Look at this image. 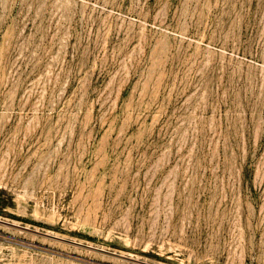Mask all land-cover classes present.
<instances>
[{
    "label": "rangeland",
    "instance_id": "374dc122",
    "mask_svg": "<svg viewBox=\"0 0 264 264\" xmlns=\"http://www.w3.org/2000/svg\"><path fill=\"white\" fill-rule=\"evenodd\" d=\"M0 264H264V0H0Z\"/></svg>",
    "mask_w": 264,
    "mask_h": 264
}]
</instances>
